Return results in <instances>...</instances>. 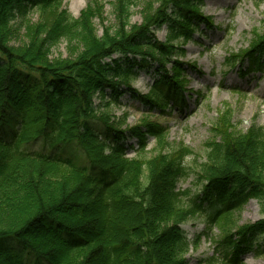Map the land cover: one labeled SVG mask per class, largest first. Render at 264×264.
<instances>
[{
  "label": "trees",
  "instance_id": "obj_1",
  "mask_svg": "<svg viewBox=\"0 0 264 264\" xmlns=\"http://www.w3.org/2000/svg\"><path fill=\"white\" fill-rule=\"evenodd\" d=\"M141 1L114 0L117 21L98 35L100 3L76 18L64 0H0V239H19L46 264H188L192 242L182 225L205 215L222 232L211 264H246L245 249L264 252V218L239 225L235 213L251 198H264V127L238 131L225 113L198 157L191 147L170 143L167 127L149 113L122 129L124 119L100 111L118 104L147 65L156 66L158 77L140 102L162 111L182 102L184 52L173 42L192 41L202 24L213 23L201 12L202 0H160L159 9L149 0L143 22L132 24ZM163 23L168 42L153 32ZM21 29L27 40L18 46L13 40ZM61 42L73 52L52 56ZM241 51L229 54V66L264 69V34ZM128 133L137 139L134 157L124 143ZM37 142L76 147L89 165L36 149ZM189 157L195 158L190 165ZM192 174L199 189H180ZM0 264L27 263L3 245Z\"/></svg>",
  "mask_w": 264,
  "mask_h": 264
},
{
  "label": "rangeland",
  "instance_id": "obj_2",
  "mask_svg": "<svg viewBox=\"0 0 264 264\" xmlns=\"http://www.w3.org/2000/svg\"><path fill=\"white\" fill-rule=\"evenodd\" d=\"M114 0H64V7L76 18L91 3L101 4L100 17L96 16L95 31L101 35L105 26L112 27L116 23L115 9L111 5ZM142 0L132 9V24L143 22L147 14L146 2ZM154 1V2H153ZM153 8L159 9L160 0H153ZM201 12L213 22L210 27L201 25L202 32L195 33L192 41L175 40L173 42L184 52L180 61L185 67L182 95L184 100L178 103L174 101L172 107L162 111L160 108H150L142 104L139 95L147 94L157 79L155 65L142 66L139 69L140 76L134 81L133 89H123L124 94L119 103L109 108L104 105L100 111H108L115 122L124 119L122 129H128L139 125L146 119L149 113L152 120L165 125L168 129V140L172 144H185L191 147L198 157H204L206 142L213 137L215 125L223 118V114L230 113V125L238 131L247 132L255 125L264 127V69L253 72L245 64L244 68L235 65L229 66L227 58L230 53L241 56V50L247 49L256 34H264V0H202ZM153 9V10H154ZM169 13H173L169 10ZM41 20L39 13L31 15V23ZM21 22V21H20ZM155 37L162 42H168L170 27L163 23L153 30ZM27 40L24 29L19 30L13 43L21 45ZM66 42H61L52 48V56L66 57L72 53ZM177 55H174L175 59ZM119 56L115 55L112 59ZM108 59L107 61H110ZM171 68V67H170ZM187 82V84H186ZM109 98V97H108ZM95 102L100 103L97 95ZM223 115V116H222ZM94 129L104 134L105 128L100 124H93ZM129 157H134L138 150L137 139L127 134L124 140ZM149 150L155 147V138L149 137ZM40 149L52 154L65 155L75 160L80 165H89L84 154L76 147L67 149L45 148L41 142L34 144ZM82 156V157H81ZM195 161L189 157L190 165ZM202 184L197 183L195 174L182 179L178 187L182 190L191 188L193 191ZM205 215L189 219L182 225L192 246L186 258L188 264H211L210 258L217 253L222 232L218 226L210 228ZM239 225L254 223L264 218V198H251L235 213ZM68 238L77 237L75 234H66ZM0 239V247L8 246L16 254L20 255L27 264H46L45 259H38L29 252L19 239ZM263 245V242H261ZM246 264H264V252L253 249H245L241 255Z\"/></svg>",
  "mask_w": 264,
  "mask_h": 264
}]
</instances>
